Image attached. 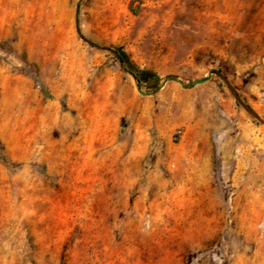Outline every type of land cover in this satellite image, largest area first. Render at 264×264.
<instances>
[{
    "label": "rangeland",
    "instance_id": "rangeland-1",
    "mask_svg": "<svg viewBox=\"0 0 264 264\" xmlns=\"http://www.w3.org/2000/svg\"><path fill=\"white\" fill-rule=\"evenodd\" d=\"M212 69L264 120V0H0V264H264V123Z\"/></svg>",
    "mask_w": 264,
    "mask_h": 264
},
{
    "label": "water",
    "instance_id": "water-1",
    "mask_svg": "<svg viewBox=\"0 0 264 264\" xmlns=\"http://www.w3.org/2000/svg\"><path fill=\"white\" fill-rule=\"evenodd\" d=\"M78 8H79V6H78ZM88 42V41H87ZM89 44H91V45H93V46H95V47H98V48H101V49H104V50H108V51H110V52H112V53H114L115 55H117L116 54V52L113 50V49H107V48H104V47H101V46H98V45H95V44H93V43H91V42H88ZM118 56V55H117ZM119 57V56H118ZM120 59V62H121V64L123 63L122 62V59L121 58H119ZM213 75H218V76H220L226 83H227V85L229 86V88H230V90L232 91V93L234 94V96L236 97V99L238 100V102L243 106V108L250 114V115H252L253 117H255L256 119H258L260 122H262V123H264V120L263 119H261L248 105H246V104H244L242 101H241V99H240V97L237 95V93L235 92V90L229 85V83H228V81H227V79L222 75V73L220 72V71H218L217 69H212L211 71H210V73H209V75H208V77H206V78H204V79H202V80H199V81H195V82H193V83H190V87H193V86H196V85H201V84H204V83H206V82H208L210 79H211V77L213 76ZM167 81H177V82H179L182 86H184V82L183 81H181V80H178V79H174V78H168L167 79ZM166 81V82H167ZM165 82V83H166ZM164 83V84H165ZM162 87H159L157 90H160ZM138 89H139V86H138ZM142 95H150V94H146V93H142Z\"/></svg>",
    "mask_w": 264,
    "mask_h": 264
},
{
    "label": "trees",
    "instance_id": "trees-1",
    "mask_svg": "<svg viewBox=\"0 0 264 264\" xmlns=\"http://www.w3.org/2000/svg\"><path fill=\"white\" fill-rule=\"evenodd\" d=\"M113 50H115V49H113ZM116 52H118L117 50H115ZM121 59H122V62H124L125 60V58L124 57H120Z\"/></svg>",
    "mask_w": 264,
    "mask_h": 264
}]
</instances>
